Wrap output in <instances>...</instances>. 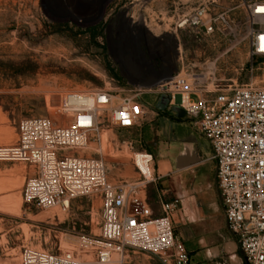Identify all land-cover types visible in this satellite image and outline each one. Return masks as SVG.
Returning <instances> with one entry per match:
<instances>
[{
    "label": "built area",
    "instance_id": "built-area-1",
    "mask_svg": "<svg viewBox=\"0 0 264 264\" xmlns=\"http://www.w3.org/2000/svg\"><path fill=\"white\" fill-rule=\"evenodd\" d=\"M238 11L244 13L243 24L236 20ZM174 26L177 67L168 80L135 87L117 103L111 90L68 92L60 105L62 115L71 118L68 124L25 118L17 125L16 143L0 146V162L34 167L22 190L26 203L67 208L81 197L102 200L99 234L79 238V251L92 260L82 261L72 251L26 247L19 261L6 264H111L115 255L117 264H129L130 250L152 254L162 264H197L175 232L180 199L162 200L159 216L149 205L147 188L158 178L149 179L142 166H152V153L135 156L142 179L118 184L109 180L102 158L81 155L92 134L105 126L131 130L144 124L151 108L142 95L148 92L194 119L216 162L228 229L248 264H264V87L239 83L234 60L242 48L252 59L264 58V0H238L224 8L207 0L178 15Z\"/></svg>",
    "mask_w": 264,
    "mask_h": 264
},
{
    "label": "rangeland",
    "instance_id": "rangeland-1",
    "mask_svg": "<svg viewBox=\"0 0 264 264\" xmlns=\"http://www.w3.org/2000/svg\"><path fill=\"white\" fill-rule=\"evenodd\" d=\"M55 1L56 6L52 5ZM205 1L112 0L107 5V14H124L131 24L142 26L143 22L142 27H145L153 47H164L166 55L170 56L178 15L190 12ZM217 1L220 8L238 4V0ZM85 12L81 5L69 7L67 0H0V146L16 143L17 125L25 118L48 117L58 124H68L71 118L60 111L62 99L68 92L111 90L117 103L120 98L130 95L135 87H142L117 76L119 62L106 46V20L98 30L90 29L91 23L82 18ZM62 13L74 14L79 23L60 21L57 15ZM236 20L243 24L245 16L242 11L237 12ZM154 36L159 40H154ZM119 53V61L127 68L137 64L131 54ZM234 60L238 62L239 83L264 87V58L252 59L242 48ZM243 64L244 70L241 69ZM142 99L151 108L144 124L131 130L105 126L100 133L92 134L81 155L102 158L109 168V180L118 184L122 179H142L134 163L135 156L139 152L152 153L155 160L151 167L146 166L148 178L156 176L158 166L162 174L176 172L170 179V188L180 194L195 195L199 203L217 209L222 215L218 187L202 186L209 172L213 173L211 180L216 172V162L209 160L208 141L195 127H182L160 95L148 92L142 95ZM186 137H190L189 141ZM125 140L135 143L130 146L123 143ZM185 146L199 154L201 162L178 169L176 157L181 155ZM166 159L171 165L165 162ZM33 173L34 167L30 164L0 162V264L19 261L26 247L53 252L72 251L82 261L92 260L91 256L79 251V238L99 234L100 196L77 198L67 208L61 205L39 208L26 203L22 197L25 181ZM153 186L154 183L148 185L150 193ZM212 218L214 212L207 220L190 225L189 232L191 235L199 230L207 233L208 246L205 249L218 255L204 261L197 254L194 262L248 264L236 235L221 228L222 216L214 218L215 231H208L206 222ZM229 233L233 238H228ZM117 259L115 255L111 264H117ZM128 262L162 264L152 254L133 250L129 251Z\"/></svg>",
    "mask_w": 264,
    "mask_h": 264
},
{
    "label": "flooded vegetation",
    "instance_id": "flooded-vegetation-1",
    "mask_svg": "<svg viewBox=\"0 0 264 264\" xmlns=\"http://www.w3.org/2000/svg\"><path fill=\"white\" fill-rule=\"evenodd\" d=\"M102 4L103 0H67L69 7L75 8L81 5L86 10L82 18L91 23L88 28L98 30L104 20H106V46L109 50H112L119 62L117 76L127 81L131 79L141 82L175 71L177 67V52L174 45L170 47V56L167 55L165 59L160 60L159 52L152 50L151 39L142 26L131 24L125 15L119 12L108 15L107 9L103 16L100 17ZM125 46H129V48ZM123 48H125L124 51H119ZM119 52L131 54L136 59L137 64L130 69L127 68L119 61Z\"/></svg>",
    "mask_w": 264,
    "mask_h": 264
},
{
    "label": "crops",
    "instance_id": "crops-1",
    "mask_svg": "<svg viewBox=\"0 0 264 264\" xmlns=\"http://www.w3.org/2000/svg\"><path fill=\"white\" fill-rule=\"evenodd\" d=\"M152 50H157L159 52V55L161 57V59H165L166 58V50L164 47L161 48H152ZM162 102L164 103L165 106H167L168 109H172L173 113L176 115V117L179 119V124L182 127H186V128H190L192 129L193 127L196 128L195 126V121L194 119L188 117L187 115H183V116H179V114L176 111V106L170 105L168 102H166L165 100H162ZM197 130V128H196ZM198 131V130H197ZM192 137V136H190ZM190 137H186L185 139H187L189 141ZM209 143V142H208ZM193 144V141H192ZM210 145V144H209ZM185 152H189V153H193L197 156L198 158V162H196L195 164L189 166V167H193L194 165H197L198 163L201 162V157L199 154H196L194 150L189 151L188 148L185 146L182 153L184 154ZM211 155H212V151H211V147H210V157L209 160L211 159ZM178 157V156H177ZM176 157V159H177ZM165 162L169 165H171V161L169 159H166ZM176 166V165H175ZM177 168V166H176ZM160 168L158 166L157 168V172H155L156 177L158 178L157 181L152 182L154 183L153 186V191L150 193L148 191L147 188V199L149 202V205L152 207L153 212L155 214V216H159L162 215V210H161V201H172L176 198L180 199V206L179 209L176 211V213L174 214L173 220H174V224H175V232L176 235L179 237V239H181L186 247L188 248V250L191 252L192 257L194 258L197 254L199 256H201V258H203L204 261L206 260H210L211 258L215 257L218 255V253L216 252H210L207 249V233L204 234L205 232H201L200 230L197 232H193L191 235L189 230H190V225H196V223L198 224L199 222H201L202 220H207V218L209 216H211L212 212H214V218H218V216H222L223 220L221 222V228H223L224 230H228V226L226 223V219H225V215H224V209H223V203H222V215L218 214V210L210 207L207 204H202L199 203L197 201V198L195 195H187V194H180L178 193L176 190H173L172 188H170L169 184L171 182V180L173 179V176L176 172H166V173H161L159 172ZM197 173V172H194ZM212 172H209V175L207 176L206 179H203L204 181H202V186L203 187H208L211 188L214 185L217 186V179H216V172H214V179L211 180L212 177ZM200 176V174H199ZM171 179V180H170ZM151 184V183H150ZM195 187H197L195 185ZM218 187V186H217ZM212 218L210 221H207V226H209V232H214L215 231V219ZM211 227V228H210ZM211 229V230H210ZM228 238H233L230 233L227 234ZM238 241L239 244V240L237 237H235ZM240 247V245H239ZM228 253H232V250H227ZM233 257V256H232Z\"/></svg>",
    "mask_w": 264,
    "mask_h": 264
},
{
    "label": "water",
    "instance_id": "water-1",
    "mask_svg": "<svg viewBox=\"0 0 264 264\" xmlns=\"http://www.w3.org/2000/svg\"><path fill=\"white\" fill-rule=\"evenodd\" d=\"M112 0H103V4L101 7V13H100V17L103 16V14L105 13L106 9H107V5L111 2ZM52 5H57L56 1L52 4ZM51 6V5H50ZM57 16H59L60 21H64V22H75V23H79L77 16H75L72 13H62V14H58ZM172 76V73L169 74H163V75H159L156 76L153 79H148V80H144L141 82H137V81H133L131 79H129V83L135 86H142L145 88H153L156 87L157 85H159L160 83L168 80L170 77ZM176 111L179 114V116H183L186 115L185 111L180 108L179 106H176ZM196 162H198V158L195 154H191L189 152H185L184 154H181L177 157L176 159V166L178 169H184L187 168L193 164H195Z\"/></svg>",
    "mask_w": 264,
    "mask_h": 264
},
{
    "label": "bare ground",
    "instance_id": "bare-ground-1",
    "mask_svg": "<svg viewBox=\"0 0 264 264\" xmlns=\"http://www.w3.org/2000/svg\"><path fill=\"white\" fill-rule=\"evenodd\" d=\"M142 26H143V22H142ZM143 28L145 29V27H143ZM153 39L156 40V41L159 40V39L155 38V36H154ZM142 170H143L144 173H148V172H147V169H146V166H142ZM145 175H146V174H145ZM146 176H147V175H146ZM151 177H152V176H151ZM151 177H150V178H151ZM150 178H149V179H150Z\"/></svg>",
    "mask_w": 264,
    "mask_h": 264
}]
</instances>
